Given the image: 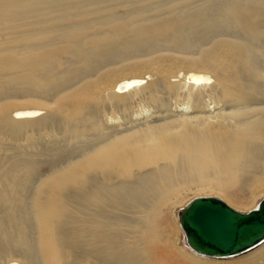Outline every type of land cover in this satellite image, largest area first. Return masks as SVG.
<instances>
[{
    "label": "bare ground",
    "instance_id": "6f19581e",
    "mask_svg": "<svg viewBox=\"0 0 264 264\" xmlns=\"http://www.w3.org/2000/svg\"><path fill=\"white\" fill-rule=\"evenodd\" d=\"M204 198L264 201V0H0V264H264L188 246Z\"/></svg>",
    "mask_w": 264,
    "mask_h": 264
},
{
    "label": "water",
    "instance_id": "95a60500",
    "mask_svg": "<svg viewBox=\"0 0 264 264\" xmlns=\"http://www.w3.org/2000/svg\"><path fill=\"white\" fill-rule=\"evenodd\" d=\"M181 227L196 253L216 258L239 256L264 242V201L258 211L244 215L220 200L198 199L185 210Z\"/></svg>",
    "mask_w": 264,
    "mask_h": 264
},
{
    "label": "rangeland",
    "instance_id": "374dc122",
    "mask_svg": "<svg viewBox=\"0 0 264 264\" xmlns=\"http://www.w3.org/2000/svg\"><path fill=\"white\" fill-rule=\"evenodd\" d=\"M148 72L147 71H143V72H140V73H138L140 76H144L145 74H147ZM141 74H143V75H141ZM143 108H145V109H142L143 111L141 112V113H143V114H145L146 116H148V114H150L149 113V110H150V107L148 108V107H143ZM148 108V109H147ZM145 110V111H144ZM145 112V113H144ZM148 114H147V113ZM144 115V116H145ZM221 200H223L221 197H219ZM194 199H196V196H194V195H189L187 198H186V203H185V205L184 206H186L188 203H190L192 200H194ZM262 199H264V198H262ZM261 199V200H262ZM224 201V200H223ZM227 205H228V203L226 202V201H224ZM183 206V207H184ZM183 207H181V208H183ZM181 208H179L178 209V212H179V210L181 209ZM256 209V208H255ZM252 210H254V209H252ZM252 210H249V211H252ZM249 211H246V212H249ZM178 212H177V222H176V224H174L173 223V225H174V227L175 228H177V231H179V234L181 235V238H182V244H184V241H183V234H182V232H181V229H180V227H179V222H178ZM256 250V249H255ZM255 250H253V251H251V252H249V253H247V254H245V255H242V256H240V257H237V258H233V259H228V260H223V261H221V260H212V259H206V258H200V257H198L197 255H195V254H193L188 248H187V252L188 253H190V255H189V261L191 260L192 262H200V261H203V262H206V263H210V264H245V263H247L253 256H255V254L258 252V251H255ZM190 261V262H191ZM17 264H19V263H17Z\"/></svg>",
    "mask_w": 264,
    "mask_h": 264
}]
</instances>
